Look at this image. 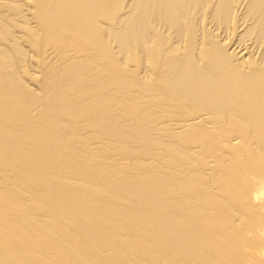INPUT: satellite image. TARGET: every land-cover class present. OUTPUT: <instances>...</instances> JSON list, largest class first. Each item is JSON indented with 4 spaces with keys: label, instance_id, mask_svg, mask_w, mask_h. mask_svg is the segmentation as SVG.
<instances>
[{
    "label": "bare ground",
    "instance_id": "bare-ground-1",
    "mask_svg": "<svg viewBox=\"0 0 264 264\" xmlns=\"http://www.w3.org/2000/svg\"><path fill=\"white\" fill-rule=\"evenodd\" d=\"M0 264H264V0H0Z\"/></svg>",
    "mask_w": 264,
    "mask_h": 264
}]
</instances>
